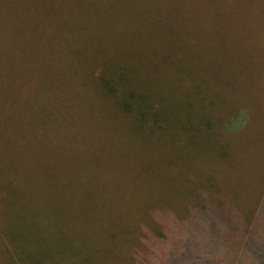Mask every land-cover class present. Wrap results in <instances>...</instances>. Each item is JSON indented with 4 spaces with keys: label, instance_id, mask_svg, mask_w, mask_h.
<instances>
[{
    "label": "rangeland",
    "instance_id": "obj_1",
    "mask_svg": "<svg viewBox=\"0 0 264 264\" xmlns=\"http://www.w3.org/2000/svg\"><path fill=\"white\" fill-rule=\"evenodd\" d=\"M263 198L264 0H0V264H230Z\"/></svg>",
    "mask_w": 264,
    "mask_h": 264
},
{
    "label": "trees",
    "instance_id": "obj_2",
    "mask_svg": "<svg viewBox=\"0 0 264 264\" xmlns=\"http://www.w3.org/2000/svg\"><path fill=\"white\" fill-rule=\"evenodd\" d=\"M112 68V67H111ZM117 67L112 68V71L116 72ZM113 72H111L112 74ZM111 80V79H110ZM117 86H118V82L116 81V79L112 80ZM105 83V80H103V85ZM109 85L111 86V83L109 82ZM111 89V87H110ZM114 93V92H113ZM135 96L139 97V95L136 92H132ZM244 119H246L244 117ZM228 203L231 205L232 207V217H227L226 216V212H225V208L221 206V219H224L226 221H228V223L231 225V233L230 236L227 237L226 239H223L220 242L217 243H213V250H217V252L222 255V257H226V259H230L231 262L230 264H243V261L245 260L243 257H241L240 254H238V252L241 250L243 251H251L253 249V246L255 245V243H257V238L258 237V232H259V228L257 227L259 225V223L261 221H263L261 219L262 216H264V198L261 201V207L258 210L257 215L255 216L254 219L252 220H247L241 213L242 211L239 210V208L235 207L230 201H228ZM221 205H223L221 203ZM208 207H206V211L208 212ZM206 216H210V213L208 212L206 214ZM261 216V217H260ZM162 236V234H158L156 235V237H158L156 240H158L159 242V238ZM152 241V240H151ZM149 241V243L151 242ZM248 241H250V243H247ZM148 243V246H149ZM150 248V246H149ZM39 253L29 257L27 256L24 259H21V261L26 264V262H30L32 264H38V262L42 261V258L44 257V250L42 248V245L39 246ZM86 250V248H85ZM151 250V249H150ZM222 253V254H221ZM240 255V256H239ZM250 257V262L254 263L256 262H262L264 264V256L263 255H258L255 256L253 254H249ZM248 259V258H247ZM83 261H88L90 264H103L102 262H100V260H96V257L93 256H86L84 258V260H82L81 264L83 263ZM151 260H149L146 264H151L150 262ZM234 261V262H233ZM161 260H157V262L155 264H160Z\"/></svg>",
    "mask_w": 264,
    "mask_h": 264
}]
</instances>
